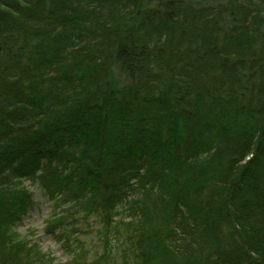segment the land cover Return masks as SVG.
<instances>
[{
	"label": "trees",
	"instance_id": "trees-1",
	"mask_svg": "<svg viewBox=\"0 0 264 264\" xmlns=\"http://www.w3.org/2000/svg\"><path fill=\"white\" fill-rule=\"evenodd\" d=\"M63 162L110 218L137 188L136 264H264V0H0V264Z\"/></svg>",
	"mask_w": 264,
	"mask_h": 264
},
{
	"label": "rangeland",
	"instance_id": "rangeland-1",
	"mask_svg": "<svg viewBox=\"0 0 264 264\" xmlns=\"http://www.w3.org/2000/svg\"><path fill=\"white\" fill-rule=\"evenodd\" d=\"M64 165L69 164L63 162L56 165L60 170L56 177L61 181L60 184H54L51 181L45 184L46 180L40 173L33 175L30 181H20L29 192V200L27 208L20 213L21 220L13 224L17 241L26 239L30 247L39 251V255L44 259L43 264H111L112 261L123 264L120 256L104 257L105 249L109 250L110 247L103 239L108 225L99 217L101 210L93 205L85 207L83 202L74 205L66 203L70 199L67 192L69 186L62 179L73 169L69 166L66 168ZM15 183L16 180L10 186H14ZM20 186L23 185L20 184ZM138 196L137 188L131 187V184L128 190H123L125 200L116 208L117 219L123 223L127 222V219L134 222L141 219L137 214L131 218L127 215V212L135 211L133 201ZM72 220L74 224L68 225ZM59 221L64 223L63 229L57 228L59 226L62 228V225L57 223ZM83 247L88 256L83 252Z\"/></svg>",
	"mask_w": 264,
	"mask_h": 264
},
{
	"label": "bare ground",
	"instance_id": "bare-ground-1",
	"mask_svg": "<svg viewBox=\"0 0 264 264\" xmlns=\"http://www.w3.org/2000/svg\"><path fill=\"white\" fill-rule=\"evenodd\" d=\"M56 177H58L57 175H55L54 173L53 174H50V175H48L46 178H47V180L48 181H51V182H54V184H60V180L59 179H57ZM23 188L25 189V190H27V188L25 187V186H23ZM28 191V190H27ZM27 208V207H26ZM25 208V209H26ZM24 209V210H25Z\"/></svg>",
	"mask_w": 264,
	"mask_h": 264
}]
</instances>
